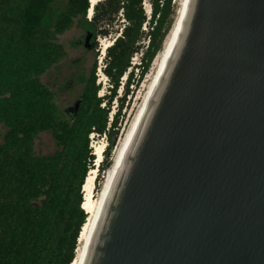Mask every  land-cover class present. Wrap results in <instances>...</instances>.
<instances>
[{
    "label": "water",
    "instance_id": "95a60500",
    "mask_svg": "<svg viewBox=\"0 0 264 264\" xmlns=\"http://www.w3.org/2000/svg\"><path fill=\"white\" fill-rule=\"evenodd\" d=\"M84 264H264V0H188Z\"/></svg>",
    "mask_w": 264,
    "mask_h": 264
},
{
    "label": "trees",
    "instance_id": "16d2710c",
    "mask_svg": "<svg viewBox=\"0 0 264 264\" xmlns=\"http://www.w3.org/2000/svg\"><path fill=\"white\" fill-rule=\"evenodd\" d=\"M56 1L0 0V125L6 129L3 135L0 132V264L72 263L87 216L82 188L95 160L90 137L109 139L99 167V190L115 144L110 130L117 129L124 100L109 121L112 102L120 85L126 86L125 98L129 88L138 85L168 34L164 29L172 0H150L149 21L143 0H102L90 21H86L90 0H67L65 11L47 31L42 20ZM80 17L92 33V44L98 36L108 37L120 17L125 24L104 57L109 96H98L94 67L76 103L78 110L75 104L65 118L56 93L41 78L67 57L58 37ZM145 24L149 40L144 51L140 43ZM140 52L139 76L131 60ZM46 132L52 134L57 150L35 156V139Z\"/></svg>",
    "mask_w": 264,
    "mask_h": 264
},
{
    "label": "rangeland",
    "instance_id": "374dc122",
    "mask_svg": "<svg viewBox=\"0 0 264 264\" xmlns=\"http://www.w3.org/2000/svg\"><path fill=\"white\" fill-rule=\"evenodd\" d=\"M66 5H67V0H57L49 7L45 18L42 20V26L45 30L47 31L52 30L56 18L62 12L65 11ZM148 5H149L148 2L146 3L145 7L142 5L145 14H147L146 11L149 10ZM181 5H182V0L171 1L170 9L167 14L164 32L166 31V33L169 34L177 18V14L181 9ZM89 16L86 17V21H90ZM146 16H147V21H149L150 19H148V15ZM124 24L125 22L123 18L120 17L117 24L112 29H110V35L108 37L98 36L95 39V43L92 46H90L89 43V48H86L85 46L86 38L88 34L92 35V33L85 25V20L81 17L76 19L74 26L70 31L58 37L59 43H61L65 47L67 57L62 62L54 66L51 70H49L45 75H43L41 81L43 82L44 85H46L48 88H50L52 91L56 93L57 104L65 118H69V110L80 100L84 90L86 89L87 83L91 77L92 69L95 67V74H96L98 67L100 65L102 66L104 65L105 63L104 54L106 53L105 48L107 49L106 46L104 47V43L107 42V44L112 45L113 40L119 37L121 30L124 27ZM148 30H149V25L145 24L142 28V31H144L145 35L143 36L142 42L140 43L144 47V51L146 50V46L149 40L147 37ZM168 34H166L162 42L161 49ZM92 38L93 36L90 38V40ZM95 44L97 45L95 46ZM158 53L152 59L151 63L149 64L147 73L139 81L138 85L134 83L129 88L130 93L126 96V98H125L126 86H123V84L120 85L117 91V100L115 99L112 102L109 121H111V117H113L115 113H117V111L120 109L123 100L124 103L120 111V114H117L119 116L117 129L115 130V132H113L114 130L112 129L110 130L112 137H115V144L113 150L115 149L118 141L128 131L130 125L132 124L133 120L135 119L141 107V104L146 94V89L149 85L151 75L153 73L154 61ZM140 62H141V52L138 55H135L131 60V65L132 67H134L135 74L139 76H140V72H138L139 70L137 69V67L139 66ZM139 76L137 78L134 77V79L138 81ZM121 82L125 83V79L122 78ZM96 85H98L97 77H96ZM110 90H111V83L106 78L103 77L102 85H100V91L98 93V96L99 97L109 96ZM103 106L104 105L102 104V107ZM0 132L2 135L6 132V129L2 125H0ZM116 133L117 135H115ZM90 138H91L90 148L92 150L93 155L95 154V150H94L95 145L105 143L106 144L105 151H106L107 149L106 147L109 144L108 137L105 136L99 137L97 134H95L94 136L92 135ZM56 150H57V145L50 132L42 133L38 135L37 138L35 139L34 142L35 156L41 157V156L51 155L55 153ZM112 156H113V151L111 154L110 162L112 160ZM104 158L105 156H103L102 161L104 160ZM102 161L100 162V164L102 163ZM95 166H96V170L98 171L97 174L98 177L99 168H97L98 167L97 157L94 160V164L92 168H95ZM101 183H100V187H101ZM95 184L97 187V180L95 181ZM100 189L101 188L97 190L96 188H94L93 197L95 199L97 198ZM83 200H84V196H83Z\"/></svg>",
    "mask_w": 264,
    "mask_h": 264
},
{
    "label": "bare ground",
    "instance_id": "6f19581e",
    "mask_svg": "<svg viewBox=\"0 0 264 264\" xmlns=\"http://www.w3.org/2000/svg\"><path fill=\"white\" fill-rule=\"evenodd\" d=\"M100 1L102 0H90V4L92 8L94 9L95 5L99 3ZM187 2L188 0H182L181 9L179 8L180 11L177 14V18L172 26V29L167 35L164 41V44L162 46V49L158 53L154 61L153 73L151 75L149 85L146 89V94L141 104V107L135 119L133 120L132 124L130 125L128 131L118 141L115 149L113 150L111 165L103 176V180H102L101 187H100L101 189L96 199L93 197L94 188H96L95 181L98 178L97 177L98 171L96 170V166L95 168L90 169L89 173L87 174V177L85 179V182L82 188L83 190L82 193L84 196L83 210L85 211L87 216H86L85 223L83 224L81 228L79 238L77 241V247L75 250V256L71 264H84L85 263L86 254L92 242L94 234L97 230L98 223L100 221V216L102 214V210L116 182L125 150L130 141L132 133L135 129L137 121L165 67L167 58L169 56L172 44L174 42V39L177 33V30L179 28L182 16L184 14ZM89 14H90L89 16L90 18L93 14V10L91 8L89 10ZM105 46L108 48L111 46V44H107V42H105L104 47ZM105 146H106L105 143L94 146V150H95L94 155L97 157V163H100L103 159L104 152H105Z\"/></svg>",
    "mask_w": 264,
    "mask_h": 264
},
{
    "label": "built area",
    "instance_id": "2783aa9c",
    "mask_svg": "<svg viewBox=\"0 0 264 264\" xmlns=\"http://www.w3.org/2000/svg\"><path fill=\"white\" fill-rule=\"evenodd\" d=\"M148 2V9L149 10H147L146 11V13L149 15L148 16V19H150L151 18V14L150 13H152L151 12V9H152V7H151V4H150V0H143V3H142V5L145 7L146 6V3ZM146 14V15H147ZM89 20H90V18H89ZM105 55V54H104ZM103 55V56H104ZM101 63H102V60H101ZM96 77H97V80H98V84H102V78L104 77V74H103V66L102 65H100L99 67H98V69H97V71H96Z\"/></svg>",
    "mask_w": 264,
    "mask_h": 264
},
{
    "label": "flooded vegetation",
    "instance_id": "af4514ba",
    "mask_svg": "<svg viewBox=\"0 0 264 264\" xmlns=\"http://www.w3.org/2000/svg\"><path fill=\"white\" fill-rule=\"evenodd\" d=\"M91 35V34H90ZM91 37H92V35H91ZM93 39V38H92ZM92 39L91 40H89V43H90V46H92L93 44H92Z\"/></svg>",
    "mask_w": 264,
    "mask_h": 264
},
{
    "label": "clouds",
    "instance_id": "9594fccd",
    "mask_svg": "<svg viewBox=\"0 0 264 264\" xmlns=\"http://www.w3.org/2000/svg\"><path fill=\"white\" fill-rule=\"evenodd\" d=\"M151 12H152V9H151ZM151 14V13H150ZM148 15V14H147ZM149 16V15H148ZM104 78H106V76L104 75ZM107 79V78H106Z\"/></svg>",
    "mask_w": 264,
    "mask_h": 264
}]
</instances>
